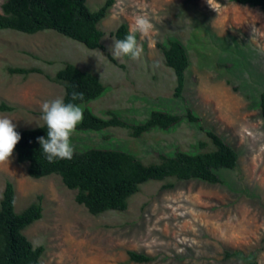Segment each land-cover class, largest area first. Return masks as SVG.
<instances>
[{
  "label": "rangeland",
  "instance_id": "374dc122",
  "mask_svg": "<svg viewBox=\"0 0 264 264\" xmlns=\"http://www.w3.org/2000/svg\"><path fill=\"white\" fill-rule=\"evenodd\" d=\"M103 2L87 0L90 8ZM139 13L154 25L143 39L137 34L141 57L115 58L110 33L121 23L129 32ZM99 27L102 49L51 29L0 30V102L13 107L0 117L12 120L15 130L42 124V103L63 96L54 73L70 62L106 86L100 97L79 104L82 109L99 116L114 112L128 123L144 121L153 109L182 116L167 130L152 128L137 137L120 127L76 129L74 151L122 149L148 163L176 149L212 148L206 131H213L236 151L237 164L216 170L215 183L145 182L126 209L93 215L58 175L30 177L13 151L9 162L0 164V195L10 181L16 211L42 196L41 217L23 230L34 246L43 245L41 264H246L252 257L264 264V120L257 108L264 89V9L233 0H113ZM169 39L184 45L189 57L179 96L173 94L175 74L160 48ZM8 67L39 71L22 75ZM186 110L196 118L184 116ZM167 182L173 185L164 188ZM128 251L151 259L132 261Z\"/></svg>",
  "mask_w": 264,
  "mask_h": 264
},
{
  "label": "trees",
  "instance_id": "16d2710c",
  "mask_svg": "<svg viewBox=\"0 0 264 264\" xmlns=\"http://www.w3.org/2000/svg\"><path fill=\"white\" fill-rule=\"evenodd\" d=\"M240 4L258 6L264 9V0H233ZM113 0H104L97 8H90L87 0H3L0 5V30L11 29L33 34L51 29L90 49H102L103 30L100 21L108 14ZM116 40L127 34L125 23L118 25L111 33ZM166 66L175 74L173 94L182 92L185 72L189 66L187 49L176 39H169L160 45ZM9 73L26 75L39 71L33 67H8ZM63 87L64 102L70 101L71 85L75 91L84 93L86 103L100 97L106 86L99 77L66 62L56 70L52 78ZM67 93V94H66ZM257 108L264 120V89L257 97ZM13 107L0 102V111H11ZM184 116L194 120L190 110ZM182 116L161 109H153L142 122L128 123L109 112V116H99L89 107L83 108V121L77 125L79 130H104L120 127L128 130L130 136L137 137L152 128L167 130L179 123ZM20 140L14 147L16 160L26 164V171L32 178L50 174L60 177L63 185L76 191L74 200L82 204L90 214L98 215L106 211L124 210L129 198L140 185L148 181H163L170 178L179 180L201 179L215 183L219 181L216 170L235 169L236 151L213 131H206L213 147L197 152L176 149L171 154H159L158 160L145 163L133 153L113 148L90 147L74 151L71 160H57L49 163L39 145L38 137H47L44 122L35 127L16 130ZM205 142H199L203 147ZM173 184L167 182L164 188ZM0 198V264H41L43 245L34 246L24 235L23 230L42 215V196L20 211L14 208V187L6 181ZM128 257L135 262L151 259L144 253L128 251ZM246 264H257L255 257Z\"/></svg>",
  "mask_w": 264,
  "mask_h": 264
},
{
  "label": "clouds",
  "instance_id": "9594fccd",
  "mask_svg": "<svg viewBox=\"0 0 264 264\" xmlns=\"http://www.w3.org/2000/svg\"><path fill=\"white\" fill-rule=\"evenodd\" d=\"M123 4V0H118ZM154 28L150 17L146 13L137 14L130 27L128 34L120 40H116L111 46L112 55L115 58L128 56L133 60L139 59L143 53V44L138 42L137 34L143 39ZM154 41L152 47H154ZM70 101L65 103L62 97L43 102L41 105V119L47 129V137H38L37 141L49 163L57 160H71L74 149L71 145V136L77 125L83 121V109L72 101H83V92L75 91V85H71ZM67 94V93H66ZM16 125L7 117H0V164L9 162L17 142L20 140L19 133L15 130ZM2 198V195H0Z\"/></svg>",
  "mask_w": 264,
  "mask_h": 264
}]
</instances>
